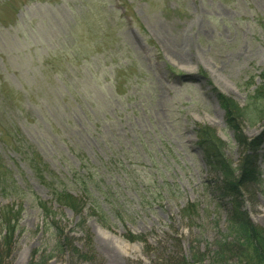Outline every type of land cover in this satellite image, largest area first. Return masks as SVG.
<instances>
[{
	"label": "rangeland",
	"instance_id": "obj_1",
	"mask_svg": "<svg viewBox=\"0 0 264 264\" xmlns=\"http://www.w3.org/2000/svg\"><path fill=\"white\" fill-rule=\"evenodd\" d=\"M26 1L0 0V121L22 127L59 186L66 182L81 195L72 177L83 166L95 173L113 210L127 212L111 229L87 205L77 215L0 140V159L20 185L47 202L50 215L44 221L32 198L22 204L0 194V207L22 209L10 263L27 264L37 252L48 264H244L232 222L242 210L264 232V145L256 153L236 139L214 90L245 109L238 118L243 137L256 138L264 110H254L251 95L264 69V0H127V11L106 6L107 21L125 15L124 21L109 37L111 55L99 53L93 73L76 72L80 93L69 82L77 100L65 97L63 84L53 100L30 96L13 107L8 103L19 104L26 89L32 94L42 45L68 33L87 5L111 0ZM198 125L214 128L224 144L239 213L218 193L221 177L197 144ZM248 156L260 171L249 181L240 169Z\"/></svg>",
	"mask_w": 264,
	"mask_h": 264
},
{
	"label": "trees",
	"instance_id": "obj_2",
	"mask_svg": "<svg viewBox=\"0 0 264 264\" xmlns=\"http://www.w3.org/2000/svg\"><path fill=\"white\" fill-rule=\"evenodd\" d=\"M33 2H36V0H27L26 5H30ZM127 2V0H111L105 4L97 5L96 3L92 6L87 5L86 9H82L81 17H76L68 33H65L61 38L59 37L57 41H50L49 46L42 45V62L33 72V83L35 84L31 90L32 94L30 95L29 90L26 89V94H22L23 96L19 104L8 103V105L13 107L20 106V104H24L27 100H30V96L53 100L57 89L63 84L65 85V89L62 90V93L65 97L76 101L77 97L71 89L69 82L75 88L76 93H80L78 86L73 81L76 77V72L79 74V72L81 73V71L86 70L93 73L91 62L94 59H99L98 54L106 50L105 56L111 55L113 48L110 47L112 43L109 37L116 36V28H119L124 21L125 15L118 20L107 21L106 17L103 16L106 6H109L111 9L116 7L117 10L125 9L127 11L124 4ZM30 26L33 27L32 24ZM26 29L30 31V28ZM29 42L32 43L31 39ZM38 46H36L37 49ZM116 52L114 50V53ZM78 74L77 76H80ZM259 76L261 83L255 89L254 94L251 95V99L255 107L254 110L262 112L264 110V69ZM3 91L4 89L1 90L0 88V92L3 93ZM214 91L220 105L225 110L227 126L236 130V139L242 142L244 146L247 147L248 145L252 147L257 153L259 148L264 145V129L252 141H246L243 137L241 126L238 123V118L245 114V109L240 107L232 98L217 90ZM0 125L1 128L6 127L5 131L3 128L0 131V140L5 143L6 150L9 153L17 154L19 160L26 163L34 175L49 188L55 201L61 205L71 206L73 212L77 215H80L83 211V206L87 205L102 226L109 229L116 225L115 221L123 222L126 220L125 214L127 210H113V202H109L105 191L101 189L100 183L97 182L94 172L81 166L79 171L82 170L84 173L78 178V173L73 175L72 178L81 188V195L75 194L66 182L62 186L58 185V177L44 161L43 156L38 152L36 147L30 143L20 125L9 121L4 122L3 120L0 121ZM194 130L198 138L197 144L206 164L210 167L211 171L218 174L219 178L221 177L222 182L219 179L218 193L222 198L230 197L232 199L231 202L234 204V211L236 212L237 210L236 213H239L242 207L240 197L237 195L239 187L232 181L233 168L223 152V142L216 130L208 125H198ZM240 169L242 170L241 179L246 176L248 181L256 179L260 174L256 158L252 156L244 157ZM0 194L15 203L21 202L22 204L29 198H32L33 202L44 213V221L49 220L50 215L48 216L49 208L47 207V202L38 197L29 187L20 185L12 170L1 159ZM21 210L20 206L18 208L13 206L0 207V264H11L9 260L17 244L21 229ZM232 224L237 234L234 236L239 241L237 242V246L241 245L240 248L236 246V250L232 249V252L235 250L241 259H243L244 264H264L263 230L252 224L248 215L242 210L239 214L235 215ZM50 225L57 228L53 222ZM128 236L131 239H142L131 233ZM230 245L220 246L221 250L219 254L222 253L220 258L223 259L227 256L226 251L229 250ZM56 246L60 248L59 250L65 247V242L60 236H58ZM226 247L227 249L224 252ZM245 253L248 256L242 257ZM27 264H48V259L37 254V252H33Z\"/></svg>",
	"mask_w": 264,
	"mask_h": 264
}]
</instances>
